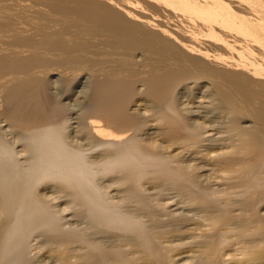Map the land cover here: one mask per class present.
Here are the masks:
<instances>
[{
  "label": "bare ground",
  "instance_id": "obj_1",
  "mask_svg": "<svg viewBox=\"0 0 264 264\" xmlns=\"http://www.w3.org/2000/svg\"><path fill=\"white\" fill-rule=\"evenodd\" d=\"M60 179L85 264H264V0H0V264Z\"/></svg>",
  "mask_w": 264,
  "mask_h": 264
},
{
  "label": "rangeland",
  "instance_id": "obj_2",
  "mask_svg": "<svg viewBox=\"0 0 264 264\" xmlns=\"http://www.w3.org/2000/svg\"><path fill=\"white\" fill-rule=\"evenodd\" d=\"M54 78H56V77H54ZM53 78V79H54ZM193 85V84H192ZM192 85H189L188 87L189 88H191L192 87ZM192 89H190V91H191ZM204 90V88L203 89H201V91L202 92H200L201 94H203V92L205 91H203ZM184 91V92H183ZM182 91V93H185V92H187L186 90H183ZM189 91V92H190ZM82 94V93H81ZM81 94H79L80 95V98H79V95H74V97H72V100H74V103L72 102V100H71V102H70V104H72L73 106H71V108H73V110H75L74 108H76V112L74 111L73 113H74V115H76L75 117H78V119L81 117V115L79 116V113H81V112H79V111H81L80 109H78L79 107V103H78V101L79 100H81V96L83 95H81ZM180 96V94L178 95L177 94V98ZM77 102V105H76V102ZM65 102H67V100L65 101ZM69 102V101H68ZM76 105V107H75V105ZM74 115L72 116L73 118H75L74 117ZM76 121V120H75ZM71 122H74V120H72ZM75 124H72V126H74ZM151 133V132H150ZM216 137H219V134H217V135H215ZM19 148L20 147H17V149H15V150H19ZM180 150H177V151H175L174 153H172V154H175V153H178ZM193 156H195L194 154H192L191 156H190V158H192ZM84 157H86V156H84ZM12 158H14V157H12ZM85 162H84V164L86 163V160H84ZM22 162V161H21ZM26 162V163H25ZM27 162L28 163H30V161H26V160H24L21 164H19L18 166H19V168L21 167H25V168H22L21 170H24L23 172L25 173V172H28L29 171V169H26V168H29L30 167V164H27ZM186 163V162H185ZM185 163H183V164H185ZM23 164V166H20V165H22ZM187 164V163H186ZM191 164H192V162H191ZM29 166V167H28ZM208 168H211V167H208ZM86 177V176H85ZM84 177V178H85ZM83 178V179H84ZM70 179V178H69ZM71 180V179H70ZM69 180V181H70ZM80 185L81 184H84V180L82 181V179L80 178ZM85 180H86V178H85ZM60 182H61V185H59V186H63V188H64V186H66L64 189H61L60 191H58V188L56 187V186H54V188H55V191H53L54 190V188H53V190H52V188H51V186L52 185H49L47 188H45L44 190H46V191H44L42 188H39L38 190V192H36L37 191V189L35 190V189H33L32 190V193H31V197H33V198H31V199H34L36 202H38V203H41V204H43V205H41V206H43V210H41V211H39V212H42V214H43V211L44 212H48L47 214H48V216H49V218H50V220L52 219V221L54 222H56V226H53L54 228L52 229V226L50 227V228H47L48 229V231H49V233L47 234V233H45V230H47L45 227H39V229L37 228V229H35L34 228V231H31V232H29L26 236H27V238H26V236L25 235H22V237H25V238H22V241H24V239H27V240H25L24 242V251H22L23 252V258L24 259H26L25 261H26V263H28V264H54V260H55V264H63L62 262L63 261H61V260H59V259H57V257H56V254H55V257H53L52 256V254H51V259H50V253L49 254H47V252H49V251H46L47 250V246H48V242L49 243H51V242H53V249H54V251H55V253L56 252H60V251H63V252H65V250H66V248H64V246L65 245H63L61 242H59V243H56V241L58 240L57 239V236L55 237V239L54 240H52V241H50L49 240V236H51V235H54L55 233H57L58 235H61V236H63V237H67V238H71L70 236H72V238L71 239H74L73 241H71L70 240V243H72V245L74 244H76V241H78V237H80L79 238V240H81V241H79V242H77V246L76 247H71L72 245L70 244V245H68V246H66V247H71V249L69 250L70 252H73V251H75V252H73V253H71V255L68 257V261H66V263L64 262V264H78V263H80V264H85L86 262V252H85V250H86V223L84 222L85 220H86V216H85V214H86V212H85V210H86V208H85V205H83V202L82 201H84V199H82V196L79 194V192L77 191L78 190V188H77V190H76V188L75 189H73V190H67L66 191V188H67V186H69V184L71 183L72 184V182L73 181H71L69 184H67V183H64L61 179H60ZM82 182V183H81ZM59 184V183H58ZM73 184H74V182H73ZM72 184V185H73ZM221 188V187H220ZM48 189V190H47ZM52 190L53 192H55V193H53L52 191L50 192V190ZM67 189H69V188H67ZM35 190V191H34ZM43 190V191H42ZM65 190V191H64ZM71 191H74L73 193L71 192ZM76 191H77V193H76ZM79 191H81V190H79ZM57 192H59L60 194L58 195V193ZM62 192H64V193H62ZM69 193V195L72 193V195L71 196H69V195H67L68 193ZM82 192V191H81ZM33 193H34V196H33ZM39 193H40V195H39ZM46 193V194H45ZM47 193H50L49 195L51 196H48V194ZM65 196H63L62 194ZM82 193H85V192H82ZM113 193V192H112ZM38 194V195H37ZM44 194V195H43ZM75 194H79L78 196L80 197H78L77 195H75ZM45 196L46 198H48L50 201L52 200V203H54V204H52V203H50L51 205H52V207L51 208H53V209H49V210H52L51 212L50 211H47V210H44L45 209V207H47V208H50L49 207V205H48V202H44L45 203V207H44V203L42 202V200H45V201H49L48 199H46L45 197H43V196ZM55 195L57 196V197H55ZM61 195V196H60ZM73 195H75V197L73 196ZM42 199V200H39V197ZM42 196V197H41ZM63 196V197H62ZM77 196V197H76ZM36 197H38V198H36ZM54 197V198H53ZM62 198H64V199H66V198H68V199H66V201L64 200V199H62ZM71 198H73V199H71ZM76 198H78V199H76ZM71 199V200H70ZM81 199V200H80ZM76 200V201H75ZM78 200V201H77ZM80 200V201H79ZM55 201H56V204H55ZM114 201H116V200H114ZM59 202H61V203H59ZM68 202V204H66ZM70 202H71V205H70ZM78 202V203H77ZM57 203H59V204H57ZM62 203H64V204H66V205H64V204H62ZM82 203V204H81ZM75 204V205H74ZM77 204V205H76ZM46 205H48V206H46ZM83 205V206H82ZM66 207H69L68 209L66 208ZM84 208V209H82V208ZM56 208V209H55ZM83 210H81V209ZM171 208V210H173V209H175L176 207H173V206H171L170 207ZM69 209H71V210H69ZM63 210V211H62ZM61 212V214H60V212ZM66 211V212H65ZM74 211H81V212H85V214L84 213H82V215L84 216H82L79 212L77 213V212H74ZM53 212H54V215H53ZM56 212V213H55ZM178 212H181V210H178L177 212H175V213H178ZM261 212H263V213H261V214H264V210L263 211H261ZM64 213V214H63ZM76 213V215H74ZM49 214H51L52 215V217H51V215H49ZM58 215H59V217H58ZM81 217H80V216ZM61 216V217H60ZM57 217V218H56ZM77 219H76V218ZM65 219H67V220H65ZM76 219V220H75ZM57 220H60V221H58L57 222ZM61 220H62V222H61ZM63 220H65V221H63ZM67 221V222H66ZM66 222V223H65ZM70 222V223H69ZM81 222V223H80ZM83 222V223H82ZM62 223V224H61ZM69 226H68V225ZM65 227H64V226ZM62 226V227H61ZM70 226H71V228H70ZM74 226V227H73ZM76 226V227H75ZM57 227V228H56ZM80 227V229H78ZM84 227V228H83ZM42 228V229H41ZM44 228H45V230H44ZM64 228V230H61V229H63ZM68 228V229H67ZM76 228V229H75ZM74 229V230H73ZM40 230V231H39ZM41 230H42V232H41ZM79 230V231H78ZM65 231V232H64ZM68 231V232H67ZM36 234H35V233ZM38 232V233H37ZM47 232V231H46ZM40 233V234H39ZM197 233H199V232H197ZM32 234V235H31ZM34 234H35V236H34ZM44 234V235H43ZM47 234V235H46ZM65 234V235H64ZM67 234V235H66ZM72 234V235H71ZM76 234V235H75ZM83 236H82V235ZM31 235V236H30ZM43 235V236H42ZM46 235V236H45ZM70 235V236H69ZM34 236V237H33ZM42 236V237H41ZM75 236H77V237H75ZM73 237H75V238H73ZM30 238V239H29ZM44 238H46V240H44ZM45 241V243H44V241ZM77 239V240H76ZM188 239V240H187ZM187 239H185L182 243H187V242H192V239H189V238H187ZM30 240V241H29ZM32 240V241H31ZM48 240V241H47ZM29 241V242H28ZM42 241H43V243H42ZM82 241H84V242H82ZM34 242V243H33ZM39 242V243H38ZM41 242V243H40ZM27 243V248H25V244ZM78 243L79 244H82V245H84V247L85 248H81V246L82 245H80V247H78ZM178 243V242H177ZM42 244V245H41ZM45 246H44V245ZM59 244V245H58ZM32 245V246H31ZM56 247H55V246ZM60 245H63V246H61V247H59ZM42 246H43V248H42ZM264 246V245H263ZM83 247V246H82ZM235 247H238L237 245L236 246H234V248ZM29 248V249H28ZM48 248H49V246H48ZM59 248H60V250H59ZM62 248H64V250L62 249ZM73 248H74V250H73ZM58 249V250H57ZM85 249V250H84ZM45 250V251H44ZM78 251V252H77ZM39 252H40V254H39ZM81 252L83 253V258H84V260L82 259V254H81ZM78 253H80V255L78 254ZM38 256H37V255ZM73 254H78L77 255V257L74 259L73 257L75 256V255H73ZM193 254V253H192ZM191 254V252H189V253H186V254H183L182 255V258H181V256L180 257H178L179 259H178V261H177V259H176V261H174V262H178V264H181L183 261H186V262H189V261H187V259L189 258L188 256H190V255H192ZM193 255H197V254H193ZM185 256V257H184ZM72 257V258H71ZM79 257H81V258H79ZM239 257V258H238ZM241 255H239V256H237L236 258H238V259H241ZM33 258V259H32ZM54 258V259H53ZM76 259H79L78 261H80V262H78V263H76ZM40 260V261H39ZM71 260H74L75 261V263H74V261H73V263H72V261ZM83 260V261H82ZM28 261V262H27ZM52 261V262H51ZM71 261V262H70ZM194 261V260H193ZM33 262V263H32ZM35 262V263H34ZM43 262H45V263H43ZM51 262V263H50ZM58 262V263H57ZM60 262V263H59ZM70 262V263H69ZM84 262V263H83Z\"/></svg>",
  "mask_w": 264,
  "mask_h": 264
}]
</instances>
